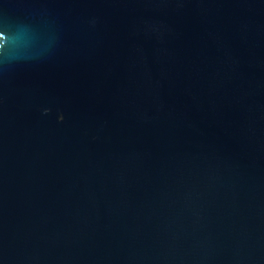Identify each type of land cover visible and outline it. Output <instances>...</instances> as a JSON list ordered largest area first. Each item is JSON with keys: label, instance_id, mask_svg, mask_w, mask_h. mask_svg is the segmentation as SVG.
<instances>
[{"label": "water", "instance_id": "water-1", "mask_svg": "<svg viewBox=\"0 0 264 264\" xmlns=\"http://www.w3.org/2000/svg\"><path fill=\"white\" fill-rule=\"evenodd\" d=\"M0 264H264V0H0Z\"/></svg>", "mask_w": 264, "mask_h": 264}]
</instances>
